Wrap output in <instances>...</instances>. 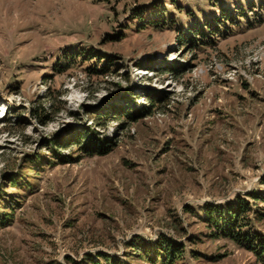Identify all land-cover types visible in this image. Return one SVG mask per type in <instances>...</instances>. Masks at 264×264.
<instances>
[{
    "label": "rangeland",
    "instance_id": "obj_1",
    "mask_svg": "<svg viewBox=\"0 0 264 264\" xmlns=\"http://www.w3.org/2000/svg\"><path fill=\"white\" fill-rule=\"evenodd\" d=\"M217 7L235 23L205 44L178 43L188 26L221 19ZM132 99L152 113L96 125ZM40 103L45 125L32 114ZM91 127L114 139L108 154L74 144L57 149L72 157L62 162L45 146ZM34 153L42 159L31 163ZM263 179L264 0H0V214H12L0 224V264L83 263L99 252L149 264L124 256L126 245L160 234L183 242L178 264H264L197 217L240 197L255 210L243 230L264 239V203L247 195H264Z\"/></svg>",
    "mask_w": 264,
    "mask_h": 264
},
{
    "label": "trees",
    "instance_id": "obj_2",
    "mask_svg": "<svg viewBox=\"0 0 264 264\" xmlns=\"http://www.w3.org/2000/svg\"><path fill=\"white\" fill-rule=\"evenodd\" d=\"M218 8V7H217ZM220 9V18L218 19L216 16L213 17L212 21L204 22L202 28H197L194 24L188 26V33H182V36L180 35L178 38V43L187 46L188 44L194 45L195 41H198V45L205 44V40L208 35L216 37L219 30L225 26L228 25V23L234 24V17H228L226 14V11L222 8ZM158 13V12H157ZM163 14V11H162ZM139 17V20H142V13L136 14ZM236 18H240L239 14H236ZM235 18V19H236ZM160 21L161 18L159 19ZM156 19H152L150 21H145L147 24H154L156 21H159ZM163 22V21H162ZM216 22V24H215ZM93 55L90 53H87L86 56L83 58L84 60H88ZM102 58V57H100ZM97 61L96 63H99ZM170 71H173L175 74H181L184 69L182 67L179 68H169ZM172 69V70H171ZM107 66L104 65L99 69V71L105 72L107 71ZM131 91L129 90L126 93V97L129 96ZM47 98L50 100L49 107L53 108L52 111L54 113H57L59 111V108H55V104H60V100L56 96H52V94H49V92L44 96H42V99ZM41 100V99H39ZM151 103H155L158 101L157 97H151ZM133 99L130 101V105L124 106L122 109H120L116 114H111V112H108L106 114H97L95 116L96 125L104 126L106 124V121H110L111 119L120 118V117H126L130 118L132 120H136L143 116H148L152 113L151 106L143 108L142 111H137L133 105ZM46 106H44L42 103L37 104L36 107L32 110V114H34V117L38 119L42 124H46V120L44 115H46ZM51 110V109H50ZM133 111V112H130ZM13 110L10 108H7L6 115L11 116L13 115ZM23 120V118L17 117L13 122L16 124H20V121ZM6 121H9L8 119ZM66 133V131L64 132ZM73 137L71 140L61 139L57 140L56 138H50L46 143L45 146L49 148L50 153L54 155L55 158L61 160L62 162H69L71 161L72 157H67L65 155H62L58 153L57 151L62 148L70 147L74 144H77L80 151L87 154V155H105L108 154L114 147H115V141L114 139L107 138L105 136H99L98 132H96L95 128H89L88 130L84 131H77L74 132ZM56 147V148H55ZM58 149V150H57ZM42 156L40 153H34L33 156H30L28 158V161L33 163L38 160H41ZM24 168V167H23ZM28 169H32L31 167ZM23 169H16L15 172L9 175L10 181L9 185H15L19 184V179L23 177L24 175H21V172ZM23 181V180H22ZM264 182V179L262 180ZM251 199L259 200V202L264 203V195L263 194H256L254 192L247 194ZM186 211L193 212L190 208L187 206L185 207ZM199 211L202 213L201 215L197 216L199 220L202 222L208 223L209 227H213L216 229L215 234H212V237L217 236H223L225 238H228L235 244H237L240 247H245L252 252L255 253V255L262 259L264 261V239H262L258 234L255 232H251L249 230H243L244 227L248 226L247 220L248 215L251 212H255V210L252 211L251 204L249 200L243 199L238 197L236 199V202L228 203L226 205H218V204H204ZM258 211V210H256ZM258 214L260 217H264L263 213H260L258 211ZM12 217V214L4 211L2 214H0V224H5L9 218ZM180 229V228H179ZM248 229V228H247ZM182 230V229H180ZM183 231V230H182ZM187 241L193 242L194 239L192 236H189L187 238ZM126 248L129 250L125 251V255L127 257H130L132 260H140L144 259L149 264H178V262L183 257L184 252V244L183 242L177 241L175 238L167 237L166 235L160 234L156 240L144 242L139 237H134L133 240L127 243ZM198 255V254H197ZM195 254V256L197 257ZM97 257L99 259H94L90 254H87L84 258L83 263H76L71 258L66 257L68 262H71L72 264H128V262H125L121 258H119L116 255H108L104 253H98ZM100 259H103L104 262H100Z\"/></svg>",
    "mask_w": 264,
    "mask_h": 264
}]
</instances>
